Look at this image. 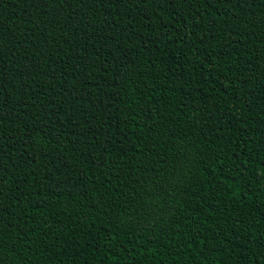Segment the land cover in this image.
I'll return each mask as SVG.
<instances>
[{"label": "trees", "instance_id": "16d2710c", "mask_svg": "<svg viewBox=\"0 0 264 264\" xmlns=\"http://www.w3.org/2000/svg\"><path fill=\"white\" fill-rule=\"evenodd\" d=\"M0 264H264V0H0Z\"/></svg>", "mask_w": 264, "mask_h": 264}]
</instances>
